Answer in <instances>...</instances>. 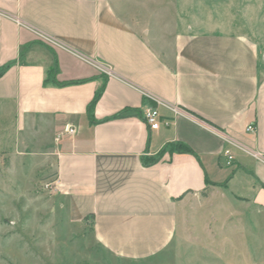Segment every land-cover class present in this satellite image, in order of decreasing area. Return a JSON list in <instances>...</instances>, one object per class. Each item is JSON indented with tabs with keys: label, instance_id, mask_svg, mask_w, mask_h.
<instances>
[{
	"label": "crops",
	"instance_id": "obj_1",
	"mask_svg": "<svg viewBox=\"0 0 264 264\" xmlns=\"http://www.w3.org/2000/svg\"><path fill=\"white\" fill-rule=\"evenodd\" d=\"M143 93L184 113L160 105L168 124L150 130L144 111L156 103ZM29 135L45 146L37 154L54 169L68 222L89 223L113 257L178 262L189 246L205 250L185 232V209L215 194L230 209L229 194L259 233L250 260L225 228L216 250L228 264H264V62L250 38L176 32L158 53L113 0H0V146ZM176 143L192 153H169ZM234 183L240 195L228 193Z\"/></svg>",
	"mask_w": 264,
	"mask_h": 264
},
{
	"label": "rangeland",
	"instance_id": "obj_2",
	"mask_svg": "<svg viewBox=\"0 0 264 264\" xmlns=\"http://www.w3.org/2000/svg\"><path fill=\"white\" fill-rule=\"evenodd\" d=\"M113 7L158 53L167 52L176 32L240 34L258 44L264 62V0H113ZM32 139L0 146V264H228L230 259L216 250L224 228L232 248L242 244L248 250L256 243L259 221L243 199L227 194L230 209H218L215 194L217 199L199 197L185 209L191 223L185 232L205 250L189 246L178 262L173 256L140 262L113 257L94 242L89 223L68 222L54 188V169L37 154L45 146ZM243 190L234 183L228 193ZM227 210L232 215L225 218Z\"/></svg>",
	"mask_w": 264,
	"mask_h": 264
},
{
	"label": "built area",
	"instance_id": "obj_3",
	"mask_svg": "<svg viewBox=\"0 0 264 264\" xmlns=\"http://www.w3.org/2000/svg\"><path fill=\"white\" fill-rule=\"evenodd\" d=\"M50 43H54L51 40H46ZM143 97L145 100H152L154 101V103H156V106H149L146 107L145 111H144V121L145 124L148 126V128L150 130H158L161 123L167 125V122H162L161 117L158 113L157 107L160 105H163L165 107H168L173 113L174 115H181L184 113V111H182L181 109L177 108V107H172V106H167L163 103H161L160 101L155 100L153 97H151L149 94L147 93H143ZM255 130V128L253 126H249L247 128V132H253ZM67 134L69 135H74L75 134V129L74 128H69L66 130ZM227 144H231L233 145L231 142H229L228 140H226ZM254 158L259 159L260 156L258 154H253L250 153ZM223 155L228 159L229 162L232 161V156H231V152L229 148H225L223 151ZM54 188L56 189L57 186L59 185L58 180L54 181Z\"/></svg>",
	"mask_w": 264,
	"mask_h": 264
},
{
	"label": "trees",
	"instance_id": "obj_4",
	"mask_svg": "<svg viewBox=\"0 0 264 264\" xmlns=\"http://www.w3.org/2000/svg\"><path fill=\"white\" fill-rule=\"evenodd\" d=\"M54 72V71H52ZM58 85H64V83H56ZM101 92H102V89H99L94 98L92 99V101L90 102L89 106H88V112L90 113L95 102L98 100V98L100 97L101 95ZM168 150H169V153H181V154H191V150L184 144H181V143H176V144H171L168 146ZM155 161H157V159H149L147 160V163H154Z\"/></svg>",
	"mask_w": 264,
	"mask_h": 264
}]
</instances>
